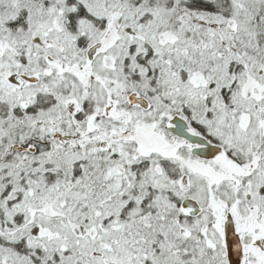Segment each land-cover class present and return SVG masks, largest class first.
I'll list each match as a JSON object with an SVG mask.
<instances>
[{
	"label": "snow or ice",
	"instance_id": "obj_1",
	"mask_svg": "<svg viewBox=\"0 0 264 264\" xmlns=\"http://www.w3.org/2000/svg\"><path fill=\"white\" fill-rule=\"evenodd\" d=\"M0 264H264V0H0Z\"/></svg>",
	"mask_w": 264,
	"mask_h": 264
}]
</instances>
